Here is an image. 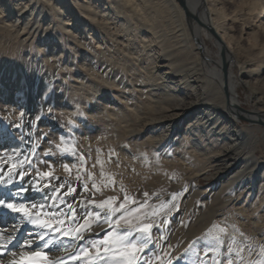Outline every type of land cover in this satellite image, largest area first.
I'll return each instance as SVG.
<instances>
[{
	"label": "rangeland",
	"instance_id": "obj_1",
	"mask_svg": "<svg viewBox=\"0 0 264 264\" xmlns=\"http://www.w3.org/2000/svg\"><path fill=\"white\" fill-rule=\"evenodd\" d=\"M94 1L99 7L101 6L99 16L95 21H92L91 18H84L82 16V19H80L79 16L81 13L78 12L80 10L68 0H64L59 4V7L65 10L62 16L63 21L69 23L71 26L69 29L72 31L74 40L77 42L75 48L80 50L73 63L69 58V53L73 51V46L67 43V37L65 36L63 40L51 38L49 41L46 40L44 42L43 47L49 48L53 46L55 47L57 55L63 56L61 58H54L52 55L46 57V55L40 51L38 57L31 60V62L34 63L32 68L36 69L34 70L36 75L30 77L29 80L28 77L24 75V82L29 86L28 92L18 93L14 85H11L12 88L10 87V89H8V83L15 80L16 75L10 80L11 78H3V74H0V141H6L12 138L22 142L26 124L24 121L37 118L39 123H36V135L33 139L36 147L32 153L33 155H31V158L28 160L31 161L32 167L29 168L28 161L26 167L32 174H35V168L45 170V162H49L55 166L54 171L56 176L62 179H68L71 182H76L77 169L80 168L79 159L83 156L88 171L95 174L94 179L98 184L102 179H106L107 175H115V187L103 188V195L96 193L95 198L97 201H101L107 197H119V200L116 202V206L118 207L119 203L123 202L125 195V192L121 191V185H123L127 195L135 199L137 202L136 204L131 203L130 199L126 205L128 209L133 210L132 215L128 216V214L125 213L129 219H132L133 223L136 222L137 216L143 215L146 211L150 212L153 207H158L161 202H168L170 211L166 210L158 216L150 217V219L155 222L152 233L153 244L150 245V250H146V256L143 253L139 254L141 264L145 258L149 259L151 264H216L217 261L219 264H228V260H232L233 264H264V198H258L257 200L256 197V187L259 179L258 174L254 175L252 180L253 186L249 188L250 190L242 191L239 196L226 205L221 214L215 218L213 229H208L210 230L208 232L211 233H202L197 231L196 227L193 232V229L191 230L190 228L193 221L191 217L197 216L195 212L197 205L199 206L198 214L200 215L203 211L201 208L203 204L205 205L203 207L205 210L208 201L212 200V197H214L217 192H221L225 182L233 177L239 170L249 151V145H246L244 147L245 149L243 148L237 160L231 164L230 168L209 167L204 169V167L209 164L206 158H204L205 156L200 155L198 151H193L191 144L183 145V147H181L182 149H178V145H176V142L180 140V138H178L179 132L181 131L180 133L184 134L190 121H192L191 118L193 115L191 113H182V115L177 117L179 121L176 127L167 133V138L159 144L158 147L160 150L156 151L157 153L155 154L151 151V143L149 141L152 137L157 136L156 132L160 129L153 131L150 128V126L154 125L153 121L147 122L145 120H140L136 123H132L130 125H132L131 129H133V131H129L120 126L121 124L124 125L123 118H121V115H124L122 108L130 110L127 105H136L137 103H139V105L136 106H144L147 99L144 94L152 90L158 91L154 93L153 99L155 101L162 99L163 95L172 93L180 97L182 106H186L190 99L184 98L183 96L184 94L182 91L184 90V85L182 82L178 79L167 78L171 76V73H169L171 71L166 67L168 62L165 61V58L159 53L154 55V62H156L158 73L165 75L164 79L159 80V82L162 83L149 84L148 82H144L142 85H145V87L143 88L139 86V83L137 84V80H140V72L138 73L137 71L138 74H136L134 67L144 71L142 66H146L148 62L145 61L141 63L142 61H137L133 63V59L126 55L124 49L127 42L129 43V40L124 36V33L118 32L116 36L114 32L118 25L123 22V19L116 14V6L113 4V1ZM176 1L185 13L184 22L190 33L193 31L194 26L198 25V22L193 16L189 20L186 16L187 13L184 7H182L178 0ZM223 1L226 5V13L229 17L237 13L239 10H237V6H240L245 14L244 17H250L252 20L253 25L251 27L245 26L242 18L237 21L228 19L227 23L231 33L238 38L241 37L240 45L243 51H245L244 53H247L245 56L250 57V53L260 54L264 48V32H262L264 31V13L259 18H256V13L249 11L246 2L248 1L250 3L251 1L253 2V0H245L246 2L243 0ZM12 2L8 3L7 0H0V10L7 19H11L13 16L7 13L8 10H13L16 2L19 1L13 0ZM23 2H26V0ZM30 6V8L33 7L32 4ZM262 7L264 9V4ZM27 15H30V18L33 16L35 17V15H32L30 12H28ZM41 18L42 22L38 29L41 28V30H44L47 26L46 23H51L52 20L49 17ZM54 23L59 28L58 30L66 35L65 31L60 28L61 21ZM94 25L97 30H92ZM101 25L107 26L106 30L101 28ZM261 27L263 30H261ZM202 29L205 45L203 46L200 44L199 40L193 38L192 43L194 42L193 48H195L194 50L193 48L189 49L191 51H189V60L184 61L187 59L185 57H183L182 60V54L179 52L171 54L174 65L177 64L174 66L175 69L186 68L187 66H185L184 63L188 64L190 60L192 61L193 59V61L197 60L199 63L201 62L200 66L204 71H197L196 74L208 75V73L205 72L204 64L210 60L206 59L203 55L201 46L206 47L208 54L213 58L217 57L218 52H220V47L215 37L212 36L213 34L210 35L209 33L211 32L205 29V27H202ZM256 31L260 40L259 43H257L254 38ZM178 34L179 32L177 35ZM177 35L174 33L175 37L171 38L173 43H177V40L181 38V36ZM34 45H36V43H34ZM99 46H101V49ZM103 51L108 54L107 57L104 56ZM25 54L19 52L14 55H9L8 53H2L0 49V66H4L6 69L7 65L9 68L14 67L16 66L15 61L18 60V57ZM151 54L152 53L148 55ZM260 57L257 62L264 58V54H260ZM44 58L50 61L45 60L42 64L37 63ZM3 63L7 65H3ZM52 63L55 64L52 66ZM163 64H165V66ZM211 64L218 67L216 63L212 62ZM260 64H262V62ZM32 68L29 66L28 74H30L29 71H31ZM231 69L235 76L240 77L241 73L238 67L233 66ZM185 70H187V72H192V69ZM184 71L183 73L180 72V74L186 73V71ZM41 72H44V74H41ZM241 76L242 79H245L247 74ZM29 83L31 85H29ZM165 85H167V87H165ZM220 91L225 95V89L223 87H220ZM237 91L241 100L240 108L253 111L260 106V96L264 97V84L257 83L254 84V87H251L241 82L237 84ZM204 92L206 93L208 91L204 90ZM214 101L215 103L217 102L216 100ZM174 103L175 102H173V104ZM108 109L113 110V113L108 112ZM102 113H105V116L104 114L102 116ZM168 114H171V110L167 112V115ZM160 115L161 113L156 114V116ZM156 116H152V118ZM248 120L241 119L240 117L237 120L246 132H250L253 128ZM263 129V125L257 124L254 126L253 131L261 136L263 134ZM160 133L162 132L160 131ZM57 145H60V148H58ZM64 147H69L70 151L63 152L61 149ZM251 147L253 149L255 148L256 157L260 163L264 164L263 138L261 137V141L257 142L254 146L251 144ZM183 151L190 152V154L193 153L195 162L190 158H188V160H183L181 158V155L184 153ZM6 156L4 149H1L0 159L6 161L7 159H4ZM166 156L168 159H164ZM235 156L236 153L232 158ZM98 158L104 161L103 168L106 174L104 178L101 177L100 165L97 163ZM173 159L174 161H172ZM7 163L11 164V161L8 160ZM160 163H164L168 166L161 168ZM63 164H68L72 167L71 174L63 169ZM93 165L96 166L93 167ZM82 180L87 182L89 189L92 190V181L88 179L86 173L82 175ZM195 180H197V186H199L204 193L200 197L193 198L192 192L194 190L193 183ZM144 193H148V196L145 197ZM173 193H179V196L174 201V208L171 207L173 203L171 199ZM211 193L212 195H210ZM207 195L210 196L208 200H206ZM83 197L87 199L81 201V196L78 193L76 197H73L74 200L72 199L71 201L74 203L78 215L81 216L87 211H96L89 203V195ZM145 203L152 207L142 208L139 212L135 211L141 204ZM184 208L189 209L187 211L189 220L187 224L182 225L181 220L184 219ZM119 215L120 212L118 211L112 219L119 218ZM197 218L198 216L195 217L193 223L196 222ZM117 227L124 228L126 224L122 220ZM220 228L224 231L221 232ZM98 230L99 233L97 232ZM105 230L113 231V234H115L114 230L110 229L107 224L103 225V228L94 227L92 232L84 233L86 238L85 241L73 243L66 239L64 243L68 247V252H56L55 249H53L50 255H59L65 258L67 264H77V262L70 259V255L76 250L77 245L87 246V243L90 241H99L103 237ZM15 233L16 235L20 234L19 232ZM213 236H220L224 241L223 244H217V242L212 239ZM229 248L233 249V251L229 252ZM205 252L208 254L205 255ZM237 252H239V256L236 255ZM107 255L112 256V253H108ZM156 257H159V259L157 260ZM34 262H36V264H41L40 259Z\"/></svg>",
	"mask_w": 264,
	"mask_h": 264
},
{
	"label": "bare ground",
	"instance_id": "obj_2",
	"mask_svg": "<svg viewBox=\"0 0 264 264\" xmlns=\"http://www.w3.org/2000/svg\"><path fill=\"white\" fill-rule=\"evenodd\" d=\"M12 1L13 0H7L8 3H11ZM18 1L19 2H16V5H14L15 8H13V10H8L7 12L13 15L12 18L10 17L11 19H7V17H5V15H3V12H1L0 10V49L2 50V53H8L9 55H14L15 53L19 52H23L24 54H26L18 57V60L15 61L16 66L11 67L12 69L9 68L6 63H3V65H7V69L4 66H0V74H3V78H11L10 80H12V78L16 75L15 80L8 83V89H10L11 85H14L18 93H26L28 92L29 86L24 82V75L28 77V80L30 77L36 75V72H34V70L36 69L32 68L34 63L31 62V60L38 57L40 51H42L46 55V57L52 55V57L54 58H61L63 56H58L57 52L55 51V47L53 46H50L49 48L43 47L46 40L49 41L51 38H59L63 40L66 36L67 43L73 46V51H70L69 53V58L72 63L76 59L77 53H79L80 50L78 48H75V44L77 42L76 40H74V35L69 29L71 26L66 21H63L62 18L65 10L62 7H59V4L64 0H26V2H23L24 0ZM68 1H70V3H73L74 6H76V8L80 10L78 11L81 13L79 16L80 19H82V17H88L91 18L92 21H95L99 16L101 6L99 7V5H97L94 0ZM112 1L116 6V14L118 15V17L121 16L123 19V22L118 25L114 32L116 33V36L118 35V32L124 33V36H126L129 40V43L127 42V45L125 44L126 47L124 49L126 51V55L133 59V63L137 61H142L141 63L145 61L148 62L146 66H142V69H144V71L138 68L136 69V67H134L136 74L140 72V80H137V84L139 83V86H142L143 88L145 87V85H142L144 82H148L149 84L162 83L159 82V80L164 79L165 75H161L158 73V70L156 69V62H154V55L156 53H159L162 57L165 58V61L168 62L167 64H165L166 67L169 68L168 70L171 71L169 72L171 73V76L166 77L171 79H178L180 82H182V84L184 85V90L182 89V92L184 94L183 96L184 98L190 99L189 103H187L186 106H182L180 97L172 93L163 95L162 99L155 101L153 99L154 93L158 91L152 90L151 92H147L144 94L147 97V99L145 97L146 104H144V106H136L139 105V103H137L136 105L129 104L130 107L129 105H127L130 110H128L127 108V110L122 108L124 111V115H121V118H123L124 125H120L119 123L118 124L123 128L128 129L129 131H133V129H131L132 125L130 124L136 123L140 120H145L147 122L153 121L154 125L150 126V128L153 131L160 129L158 132H156L157 136L152 137V139L149 141L151 143V151L153 152V154H155L157 153L156 151L160 150V148L158 147L159 144L167 138V133H169L171 129L176 127L179 121L177 117L179 115H182V113H191L193 115V117L191 118L192 121H190L189 125L184 131V134H181V131L179 132L178 138H180V140L176 142V145H178V149H182L181 147H183V145L191 144L192 150L200 152V155L205 156L204 158H206V160L208 161L209 164L206 165L204 169L209 167H217L223 169L230 168L231 164L237 160V157L239 156V153L243 150V148L246 145H249L250 147L239 170L233 177L229 178L225 182L223 190L221 192H217L214 197H212V200L208 201V205L205 210L203 208L205 205L203 204V207H201L203 211L201 209L202 214L200 215L198 214L199 206L197 205L195 212L197 213L196 215L198 216V218L196 222L193 223V221H195V217L197 216L191 217L193 221L190 228L191 230L193 229V232L194 228L196 227L197 231L207 233L208 231H210L208 229H213L215 218L221 214L226 205L234 201L242 191L250 190L249 188L253 186L252 180L255 174L259 175L256 187L257 200L258 198H264V164L260 163V161L256 157L255 148L253 149L251 147V144L252 146H254L257 142H260L261 137L264 140V129L261 136L253 131L254 126L257 124H261V126L263 125L264 127V97L260 96V106H258L250 113L245 114L240 108L241 100L237 91V84L241 82L251 87H254V84L257 83L264 84V58L257 62V60H259L258 58L260 57V54H264V48L262 49V52H260V54L250 53V57L245 56V54L247 53H244L245 51H243V48L240 45L241 37L238 38L233 33H231L229 27L227 26V23L228 19L237 21L242 18L245 26L251 27L253 25L252 20L250 17V19L247 16L244 17L245 14L243 13L240 6H237V10L239 9L237 13H235L232 17H229V15L226 13V5L223 0H186V6L188 11L190 12V15L193 16V18L198 22V25L194 26L193 31L191 30L192 32L190 33L188 32L186 23L184 22L185 13L179 7L176 0ZM247 2L246 5L249 7V11H253V13L255 12L256 18L262 16V14L264 13V9L262 7V5L264 4V0H253V2L251 1L252 3L248 2V4ZM31 4L33 6L32 8H30ZM28 12H30L32 15L34 14L35 17L33 16L32 18H30V15H27ZM41 17H49L52 20L51 23H46L47 26L46 28H44V30H41V28L38 29L39 25H41L42 22ZM59 21H61L60 28L65 31L66 35L61 33L58 30L59 28L57 27V25H55L54 23ZM100 27L104 30H106L107 28V26L105 25H101ZM202 27H205V29H212V33L209 34H213L212 36L215 37L216 42L220 47V52H218L216 58L211 57L206 50L207 48L203 47L205 45V39L202 34ZM92 30H97L95 25ZM261 30H263L262 27ZM176 31L177 33L179 32L178 35ZM174 33L177 36H181V38L177 40V43H173L171 39L175 37ZM193 38L195 40H199L200 44L203 45L201 46L203 55L206 59L210 60L207 61L206 64H204V69L206 70L205 72L208 73V75L206 74L207 76H204L205 74L202 75L200 73L196 74L197 71L201 72L203 71V69L200 66L201 62L199 63V61L197 60L193 61V59V62L190 60V62L188 61V64L184 63L185 66H187L186 68L178 70L174 68V66L177 64L174 65L173 59H171V54H173L174 52H179L182 54L181 59L185 57L187 59H185L184 61L189 60V49L193 48ZM254 38L257 43L260 42L257 31L254 34ZM34 43H36V45H34ZM99 47L101 49V46ZM150 53L152 54L148 55ZM103 54L106 57L108 56V54L104 51ZM194 54L196 55L195 52ZM45 60L50 61L49 59L44 58L37 63L42 64L43 62H45ZM212 62L216 63L219 68L215 65H212ZM259 62H262V64H260ZM54 64L55 63H52V66ZM165 64L163 65L165 66ZM29 66L32 68L31 71H29L30 74H28ZM233 66H236L240 69V77L235 76L232 73L231 68ZM185 69H192V72H187V70ZM184 70L186 71V73L180 74V72L183 73ZM44 72H41V74H44ZM244 74H247V77L245 79H242L241 75ZM29 85L31 84L29 83ZM165 87H167V85H165ZM220 87H223L225 89V95L220 91ZM204 90H207L208 92L205 93ZM214 100H216L217 102L215 103ZM173 102L175 103L173 104ZM21 108L23 109L22 106ZM170 110L171 114L167 115V112H169ZM108 112L113 113V110L108 109ZM159 113H161V115L156 116V114ZM103 114L105 116V113H102V116ZM243 114L246 118L249 119L248 121H250L251 127H253L250 132H246L244 128L237 122L239 116H243ZM152 116L156 117L152 118ZM24 122H26V124L25 134L23 135L22 142L14 140L12 138L7 139L6 141H0V153L1 149H4L5 155H7L6 157H4V159H7L6 161L9 160L11 161V163L23 161V166L26 169L27 161L31 158V155H33L32 153L36 147L33 139L36 135L35 127L38 120L37 118H35L33 120H27ZM160 131L162 133H160ZM183 152L184 153L181 155V158L183 160H188V158H190L195 162L193 153L190 154V152L187 151ZM235 153L236 156L232 158ZM164 159H168L167 156L164 157ZM0 161L5 160L0 159ZM172 161H174V159ZM165 166L168 165L160 163L161 168H165ZM32 175L35 176V174ZM20 183L21 182H16L15 187L0 186V197H2L6 191H15L16 188L20 187ZM53 183L56 182L54 181ZM30 184L31 181H29V184H24V187L27 188ZM193 185L194 190L192 192V197H200L201 195H203L204 191L201 190L199 186H197V180L194 181ZM78 193H80V189H78ZM82 195H89V193L84 192L82 193ZM210 195H212V193ZM25 196L28 199L34 200L39 203L42 200L43 194L38 193L34 190H30L25 193ZM209 197L210 196L207 195L206 200H208ZM66 199L71 202L73 197L68 196L66 197ZM183 210L184 219L181 220V224L185 225L189 220L187 213L189 209L184 208ZM5 213L6 210L0 209V228H7L8 231H12V225L17 223V217L11 213H8L7 215H5ZM33 231L34 229L31 225L22 226V230L19 231L20 234L17 235L18 239L20 241H23L26 238H31V233ZM97 232L99 233V230ZM209 233L211 232H208V234ZM13 234L16 235V233ZM37 251H40V249H37ZM2 259L4 261V264H8L9 259L12 258L8 255H4ZM16 259H19V257H16ZM34 263L36 264V262ZM34 263L28 262L27 260L24 261V264Z\"/></svg>",
	"mask_w": 264,
	"mask_h": 264
},
{
	"label": "snow or ice",
	"instance_id": "obj_3",
	"mask_svg": "<svg viewBox=\"0 0 264 264\" xmlns=\"http://www.w3.org/2000/svg\"><path fill=\"white\" fill-rule=\"evenodd\" d=\"M57 147L60 148V145ZM61 150L68 152L70 148L64 147ZM79 163L76 182H71L56 176L55 166L49 162H45V170L35 168V176H33L24 168L23 161L11 164L0 161V186L15 187L16 182H21L20 187L15 191H6L0 197V209L6 210L5 215L11 213L17 217V223L12 225V231L0 228V264H4L2 259L4 255L12 258L9 259L8 264H24L25 260L34 262L36 258L40 259L41 264H67L65 258L50 255L53 249L56 252H68V247L64 243L66 239L73 243L85 241L84 233L92 232L94 227L103 228L105 224L109 225L115 234L113 231L105 230L99 241H90L87 246L78 244L76 250L71 253L70 259L77 264H141L139 254L143 253L146 256V250H150V245L153 244L152 233L155 222L150 217L158 216L166 210L170 211L169 203L161 202L150 212L146 211L143 215L137 216L136 222L133 223L132 219L128 218L133 210L128 209L126 205L130 199L133 204L137 202L127 195L123 185H121V191L125 192L124 200L118 207L116 202L119 197H107L101 201L95 198L96 193L103 195V188L115 187V175H107V178L102 179L98 184L94 179L95 174L88 171L83 156L80 157ZM97 163L100 165L101 177L104 178L106 176L103 168L104 161L98 158ZM28 166L32 167L31 161H28ZM62 167L71 174L70 165L63 164ZM84 173L92 181V190L89 189L88 183L82 180ZM29 181H31L29 187H24V184H29ZM54 181L56 183H53ZM78 189H80L81 201L87 199L82 193H89V203L96 211H87L82 216L78 215L74 203L66 199L68 196L76 197ZM30 190L43 194L41 202L38 203L25 196V193ZM144 196L147 197L148 193H144ZM178 196L179 193L172 194L171 207H175L174 201ZM146 207L152 206L147 203L141 204L135 211L139 212ZM118 211L119 218L112 219ZM122 220L126 227L118 228ZM27 225H31L34 229L31 238L20 241L13 233L21 231L22 226ZM223 231L221 229V232ZM212 239L217 244L224 242L220 236H213ZM228 251L232 252L233 249L229 248ZM108 253H112V256L107 255ZM207 254L205 252V255ZM236 255L239 256V252ZM156 259L158 260L159 257ZM142 264H151V261L145 258ZM216 264L219 262L217 261ZM228 264H233L232 260H228Z\"/></svg>",
	"mask_w": 264,
	"mask_h": 264
},
{
	"label": "water",
	"instance_id": "obj_4",
	"mask_svg": "<svg viewBox=\"0 0 264 264\" xmlns=\"http://www.w3.org/2000/svg\"><path fill=\"white\" fill-rule=\"evenodd\" d=\"M179 1V3L182 5V7H184V9H185V11H186V16H187V18L190 20L191 19V15H190V12L188 11V9H187V6H186V0H178ZM188 20V21H189ZM209 29V31L212 33V29L211 28H208ZM241 110H243V112H245V113H250L251 111L250 110H247V109H245V108H241ZM241 119H246V120H248L247 118H245L244 116H239Z\"/></svg>",
	"mask_w": 264,
	"mask_h": 264
}]
</instances>
